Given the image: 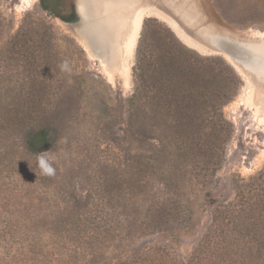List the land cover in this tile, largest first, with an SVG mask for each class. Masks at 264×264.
I'll return each mask as SVG.
<instances>
[{"label": "rangeland", "instance_id": "1", "mask_svg": "<svg viewBox=\"0 0 264 264\" xmlns=\"http://www.w3.org/2000/svg\"><path fill=\"white\" fill-rule=\"evenodd\" d=\"M84 1L99 47L65 27L77 0H0V264H264V198L230 247L211 219L264 169V47L244 69L198 39H264V0H131L127 54L105 19L122 7ZM38 127L58 134L52 177L25 148Z\"/></svg>", "mask_w": 264, "mask_h": 264}, {"label": "trees", "instance_id": "2", "mask_svg": "<svg viewBox=\"0 0 264 264\" xmlns=\"http://www.w3.org/2000/svg\"><path fill=\"white\" fill-rule=\"evenodd\" d=\"M43 9L45 11L47 10L46 8ZM174 38L176 41H178L186 53H194V55L199 56L195 51L190 50L185 45H183L175 36ZM222 61L224 60L222 59ZM226 67L231 73H234L235 75L236 72L229 64H226ZM57 140L58 134L55 129L50 127H38L29 131L25 148L29 154L37 156L44 152L51 151L55 147ZM234 184L237 194H239V196L242 198L241 203L238 205L230 203L228 205L219 206L215 208L211 217L213 223V233L223 236L224 245H229V247L237 242L238 239H240L241 236L238 235L243 234L246 225L252 219L246 217L248 216L249 210L254 205L245 207V201L251 199L252 197L264 198V189H262L264 184V169L261 170L257 175L250 176L247 179L239 178ZM256 233L257 232L252 231V235L255 237ZM208 244L209 247H211V243ZM245 247V251H247V253H252L251 248L249 249L248 246ZM259 251L260 250H258V252Z\"/></svg>", "mask_w": 264, "mask_h": 264}, {"label": "water", "instance_id": "3", "mask_svg": "<svg viewBox=\"0 0 264 264\" xmlns=\"http://www.w3.org/2000/svg\"><path fill=\"white\" fill-rule=\"evenodd\" d=\"M87 5L88 4H86V6ZM92 6H87L88 12L85 22L86 24L84 23L83 18H81L79 15L80 21L71 22L68 25L72 27L77 26L81 30V36L83 39L89 40L91 44H97L99 47L98 41L94 39V25L97 22L95 21V15L92 11ZM175 6H178V4H175ZM188 33H190L189 30ZM198 39H200L201 43L211 51L228 56L231 60L242 66L244 69L245 66L254 65V60H252V52L260 47H264V39L262 38H254L250 34H244V36L240 37L237 34H223L219 31H213L210 29H207L202 38Z\"/></svg>", "mask_w": 264, "mask_h": 264}, {"label": "bare ground", "instance_id": "4", "mask_svg": "<svg viewBox=\"0 0 264 264\" xmlns=\"http://www.w3.org/2000/svg\"><path fill=\"white\" fill-rule=\"evenodd\" d=\"M97 0H95L94 1V4H95V2H96ZM109 1V0H108ZM112 1H114V3L117 5V7L119 6V7H122V9H121V12H122V14H120V15H122L121 17L119 16V18H117L116 16H108V17H106L105 19H106V22H108V25L110 26V33H111V37H112V40L114 41V39H115V37H117V34H118V28H121L122 27V31L123 30H125V37H124V41H123V49H124V53H128V51H129V49H130V47H131V45H132V43H133V41H134V39H135V37H136V35H137V31H138V29H139V26H140V23H141V20H142V18H143V14H145L144 12V10H142V9H140L139 7H137L134 11H133V15H132V17H131V19L130 20H128L127 19V17H126V14H127V12L129 11V9L132 7V6H129L128 4H129V1H131V0H112ZM177 1V0H176ZM90 2V1H89ZM133 3H134V0L132 1ZM136 2V1H135ZM183 2V1H182ZM177 3V2H176ZM77 4L80 6V8L81 7H86V11H87V6H86V1H84V0H77ZM181 4V3H180ZM152 5V4H151ZM105 7H107V6H105ZM150 7H152V6H150ZM166 7V6H165ZM180 7L181 8H183L181 5H180ZM157 8V7H156ZM164 8V7H163ZM155 8H153V10H154ZM202 10H203V8H201ZM152 10V11H153ZM205 10V9H204ZM100 11V10H99ZM147 11V10H146ZM154 11H156V10H154ZM168 11V10H167ZM160 12H161V10H160ZM196 12V11H195ZM100 14L101 12H96V14ZM156 13H158V12H156ZM163 15H164V13L163 12H161ZM165 13H167V12H165ZM152 14V13H151ZM197 14V13H196ZM167 15H168V13H167ZM203 15H205V14H203ZM165 16H166V14H165ZM201 16H202V14H201ZM162 17H164V16H162ZM168 17H170V16H168ZM204 17H206L207 18V15H205ZM166 18V17H165ZM164 18V19H165ZM172 18H173V16H172ZM208 19H209V22L211 21L210 19L211 18H209L208 17ZM167 20V19H166ZM184 21V20H183ZM214 21V20H213ZM178 23V22H177ZM180 23V22H179ZM213 23V22H212ZM180 26H181V24H180ZM65 27L66 28H68L69 30H74L70 25H66L65 24ZM178 27V29L180 28L179 26H177ZM185 27H186V25H185ZM218 27V26H217ZM182 28H184V26H182ZM204 28V27H203ZM180 32L181 33H183L181 30H180ZM227 32V31H226ZM194 33V32H193ZM228 33V32H227ZM231 33V32H230ZM121 34V33H120ZM184 35V34H183ZM185 37H187V36H185ZM193 37H194V35H193ZM192 38V37H191ZM189 38H187V40H188ZM192 39H194V38H192ZM111 40V41H112ZM191 40V39H190ZM191 41H193V40H191ZM202 46H203V44H201ZM199 46V45H198ZM207 50V49H206ZM234 62V61H233ZM240 67V66H239ZM242 69V68H241ZM258 105V104H257Z\"/></svg>", "mask_w": 264, "mask_h": 264}, {"label": "clouds", "instance_id": "5", "mask_svg": "<svg viewBox=\"0 0 264 264\" xmlns=\"http://www.w3.org/2000/svg\"><path fill=\"white\" fill-rule=\"evenodd\" d=\"M61 70L70 71L68 62L64 61L61 65ZM37 167L40 169V174L43 176L52 177L56 175V161L50 158L47 152L37 155Z\"/></svg>", "mask_w": 264, "mask_h": 264}]
</instances>
